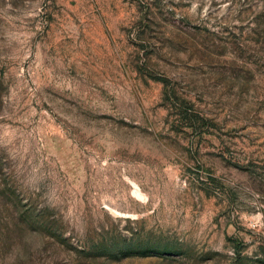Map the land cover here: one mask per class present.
<instances>
[{"label": "rangeland", "instance_id": "obj_1", "mask_svg": "<svg viewBox=\"0 0 264 264\" xmlns=\"http://www.w3.org/2000/svg\"><path fill=\"white\" fill-rule=\"evenodd\" d=\"M0 264H264V0H0Z\"/></svg>", "mask_w": 264, "mask_h": 264}]
</instances>
